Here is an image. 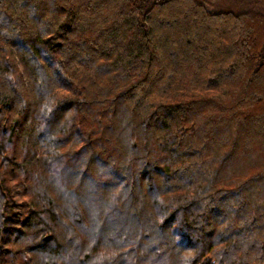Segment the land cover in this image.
<instances>
[{
    "label": "trees",
    "instance_id": "obj_1",
    "mask_svg": "<svg viewBox=\"0 0 264 264\" xmlns=\"http://www.w3.org/2000/svg\"><path fill=\"white\" fill-rule=\"evenodd\" d=\"M0 264H264V13L0 0Z\"/></svg>",
    "mask_w": 264,
    "mask_h": 264
},
{
    "label": "rangeland",
    "instance_id": "obj_2",
    "mask_svg": "<svg viewBox=\"0 0 264 264\" xmlns=\"http://www.w3.org/2000/svg\"><path fill=\"white\" fill-rule=\"evenodd\" d=\"M224 6L241 10H258L264 13V0H224Z\"/></svg>",
    "mask_w": 264,
    "mask_h": 264
}]
</instances>
